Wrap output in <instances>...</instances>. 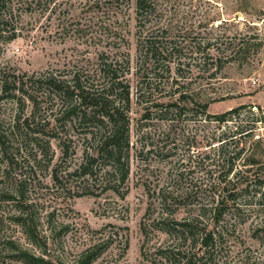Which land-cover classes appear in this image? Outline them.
Wrapping results in <instances>:
<instances>
[{
    "label": "rangeland",
    "instance_id": "obj_1",
    "mask_svg": "<svg viewBox=\"0 0 264 264\" xmlns=\"http://www.w3.org/2000/svg\"><path fill=\"white\" fill-rule=\"evenodd\" d=\"M152 1L155 11L147 27L152 35H160L165 27L174 32L180 51L164 62L168 69L163 62L157 66L164 72H148V66L140 62L135 0H53L46 10L24 15L20 36L2 47L1 68L31 75L82 66L86 54L94 63L98 52L105 50L97 42L98 31L108 25L119 31L124 40L118 52L127 54L130 62L126 78L132 149L128 180L122 187H99L97 183L83 188L82 184L69 191L65 183L63 188L54 186L50 172L59 163L61 170L78 164L84 148L82 135L73 136L74 150L66 159L57 141L51 139L49 163L41 162L37 167L32 157L17 154L23 137L14 136L18 141L10 145V152L15 164H8L0 156V189L11 190L20 180H26L24 198L33 206L18 212L21 209L14 197L0 201V264H23L11 257L18 248L44 256L45 264H74L80 252L95 245L98 256L91 264H153L148 255L151 247L165 237L152 233L147 243L141 232L149 203L159 208L156 200L148 199V192L198 184L204 177L203 157L214 158L223 134L229 138L236 130L254 128V138H261L260 149H264V0ZM77 28L88 30L78 36ZM142 68L147 70L143 72ZM142 81L150 82L145 87L149 104H162L150 110L148 120L141 119L145 106L138 99L144 88ZM181 92L187 100L179 104L183 108L179 116L173 104ZM196 103H208V116L231 112L223 124L204 121ZM30 109L27 103L18 112V106L10 100L0 101L1 130L7 134L15 117L20 114L26 118ZM58 110L55 104L52 109L46 104L40 108L46 120L49 113ZM231 144L227 143V150L235 146L247 155L253 141L241 137L237 145ZM243 158L234 162V170L244 167ZM40 159L37 155L36 160ZM239 188L247 191L239 193L235 202L246 215L241 223L233 217L235 211L226 215L229 223L235 222L237 231L228 240L224 257L239 264H264V182L257 185L249 180ZM28 221L36 239L26 235L23 224ZM5 238L14 244L11 256L8 249L2 251Z\"/></svg>",
    "mask_w": 264,
    "mask_h": 264
},
{
    "label": "trees",
    "instance_id": "obj_2",
    "mask_svg": "<svg viewBox=\"0 0 264 264\" xmlns=\"http://www.w3.org/2000/svg\"><path fill=\"white\" fill-rule=\"evenodd\" d=\"M52 1L0 0V52L3 46L20 36L19 26L24 15L32 14L38 9L46 10ZM154 7L152 0H135V14L139 19L136 20L139 36L137 51L142 66H148V72H164L162 66H157L180 51L177 50L174 32L166 27L158 30L160 35L151 34L147 26L151 23L148 19L155 11ZM154 23L158 25V22ZM154 23L151 26L154 27ZM86 30L88 29L77 28L75 33L79 36ZM96 37L105 50L98 52L94 63L86 54L81 60L86 64L82 66L48 69L31 75H17L15 71L8 72L0 67V101L10 100L18 106V112H21L27 103L31 106L30 114L26 118L20 114L15 117L7 134L0 126V156L5 158L8 164H15H12L14 156L10 152V149H13L10 145H14V140L18 141L14 136L20 134L23 140L19 141L21 148H16L17 154L24 153L27 157H32L34 167L40 166L38 164L41 162L48 165L51 139L57 141L59 152L66 159L74 150L73 136L82 135L81 144L84 148L78 164L73 168L67 166L61 170L59 163L50 172L53 185L63 188L65 183L69 191L74 189L73 186L83 184L85 188L93 184L91 187H95L97 183L99 187L112 185V189H116L126 183L129 175L132 149L130 88L126 78L129 74V57L118 52L120 43L124 40L119 31L115 32L108 25L104 31H98ZM90 42L95 44L93 38H90ZM165 63L162 65L168 69ZM147 68H142L143 72ZM149 83L142 81L144 88L140 90L138 98L139 101L145 102L142 120L149 119L151 109L162 106L158 103L149 104V100L145 98L148 91L145 87ZM185 95L181 92L173 104L175 113L179 116L183 110L179 104L187 100ZM45 104L51 109L54 104L59 107L58 112L48 114L50 118L47 120L44 118L45 114L40 112V108ZM196 104L200 105L204 121L208 122L223 124L231 112L208 116V103ZM254 133L255 129L250 128L236 130L229 138L226 134L219 137L222 143L219 144L221 147L216 151L214 158L203 157L204 165H201L204 177L198 184L171 189L159 188L152 190L151 194L148 192V199L156 200L159 208H155L154 203H149L141 222V232L147 243L149 236H154L152 233L165 237L162 242L151 247L152 251L148 255L152 257L153 264H239L224 257V253L229 249L228 240L237 231L235 222L229 223L226 215L235 211L236 215L233 217L241 223L246 214L241 206L236 204L235 199L239 193L247 190L239 187L249 180L257 185L264 182V149H260L263 142L260 137L254 138ZM241 137L253 141L249 154L246 155L243 148L236 150L235 146L233 149H226L227 143L228 146L232 142L237 145ZM37 155L41 156L38 161ZM242 156V166L245 168L234 170V162ZM62 157L60 160H65ZM233 176L235 180H232ZM76 181L81 182L77 184ZM26 187V180H20L11 190L1 188L0 201H9L14 197L17 199L15 204L21 209L16 211H29L33 205L31 202L27 204L29 200L24 198ZM256 204L261 203L257 200ZM19 220L17 218V221ZM30 225V221L25 222L23 228L27 231V237L36 239L33 236L35 229ZM33 242L35 243L34 240ZM12 245L13 242L5 238L2 251L8 249L11 256L14 251L11 250ZM126 246L127 243L123 249ZM96 247L97 245L89 246L80 252L74 264H91L98 256ZM15 253L11 257L23 264H45L44 256H34L27 249L18 248Z\"/></svg>",
    "mask_w": 264,
    "mask_h": 264
}]
</instances>
